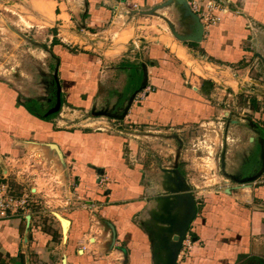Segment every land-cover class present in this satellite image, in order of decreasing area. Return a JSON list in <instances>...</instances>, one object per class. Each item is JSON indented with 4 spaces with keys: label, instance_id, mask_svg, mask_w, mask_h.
<instances>
[{
    "label": "crops",
    "instance_id": "1",
    "mask_svg": "<svg viewBox=\"0 0 264 264\" xmlns=\"http://www.w3.org/2000/svg\"><path fill=\"white\" fill-rule=\"evenodd\" d=\"M11 2L14 9L19 6L13 13L25 17L30 29L46 35L44 50L48 48L56 61L51 74L56 79L58 73L62 84L71 81L72 88L70 93L61 87L45 97L20 102L22 92L0 81V112L6 121L9 116L13 135L23 145L56 143L63 158L51 151L57 155L67 186L60 194L48 195L39 178L28 175L31 172L14 170L12 162L22 161L20 149L17 143L0 138V179L7 174L15 187L30 189L41 203L30 219H0V264H170V243L176 234L173 224L184 213L181 195L186 187L198 210L189 228L191 247L181 248L175 264H264V132L260 127L264 111L255 106L264 97V84L257 85L264 78L249 74L255 64L264 66L261 57L251 58L253 49L257 54L264 52V0H232L241 12H221L222 20L206 27L198 43L181 41L172 30L174 36L168 41H149L134 23L152 9H183L176 27L182 28L181 34H192L195 21L177 0ZM71 48L79 52L72 55ZM182 49L190 62L179 55ZM123 57L130 58L126 63L137 58L132 68L142 77L144 70L147 75L145 87L136 90L145 97L131 104L118 133L107 121L90 129L65 119L60 112L64 100L105 95L108 90L101 84L108 69ZM46 61L52 64V59ZM205 65L214 73L204 74ZM125 81L131 85L129 77ZM59 92L61 108L50 121L24 106L35 100L47 108L54 99L56 106ZM248 92L254 94L248 105L237 106L238 98ZM213 117L223 119L227 129L250 130L247 143L237 139L238 150L221 156L219 167L215 165L221 176L217 184L199 187L184 180L176 155L169 161L172 179L176 178L172 185L158 175L156 183L147 182L130 129L140 126L183 133L212 123ZM42 139L47 142H39Z\"/></svg>",
    "mask_w": 264,
    "mask_h": 264
},
{
    "label": "rangeland",
    "instance_id": "2",
    "mask_svg": "<svg viewBox=\"0 0 264 264\" xmlns=\"http://www.w3.org/2000/svg\"><path fill=\"white\" fill-rule=\"evenodd\" d=\"M4 1L9 2L0 1V81L9 83L13 90L22 92L19 95L20 102L33 96L45 97L49 91H55L61 87L65 88L66 93H70L68 91L72 88L71 81L66 80L63 85L57 73L56 79L60 81L57 85L54 75L51 74L54 71L56 61L55 55L49 52L48 48H46V51L44 50L46 35L30 29L27 26L28 23L25 17L19 16L17 12H12V10L17 11L19 6L14 9L11 5V0ZM229 5H231V8L234 7V11L240 10L241 12L237 4L236 6L234 4ZM147 12H149L148 15L141 16V21L134 23L140 26L139 31L149 41H155V39H159L162 42L168 41L169 38L174 36L170 29L171 23L179 33H182L180 31L181 27L176 26L177 21L180 22L182 19L181 13H185V10L178 11L177 9L163 8L152 9ZM129 14L132 15L131 12ZM22 28L29 30L24 31ZM78 50L76 51L75 48L70 49L72 55H76L79 52ZM253 51L255 53L251 58L259 56L264 60V52L261 51L260 54H257L254 49ZM185 53L187 54L186 51ZM179 55L185 60L182 54ZM187 56L188 59L185 61L190 62L187 61L190 60L188 54ZM131 57L139 58V55L131 53ZM48 59H52V64L45 62ZM121 59L116 61L117 63L114 64V67L108 69L109 72L104 78L106 82L101 84L106 90L110 91H106V94L101 97L95 96L94 99L86 97H81L82 99L78 100L72 97L66 98L60 111L61 114L67 116L65 119L69 121L73 119V123L76 121L79 124L88 125V127H91L90 129L102 127L101 121H107L113 128L111 130L114 133H118L117 129L122 128L121 126H116L120 123V116L124 113L130 98L133 95L135 98L139 95L135 86L132 85L133 83L131 82V85L127 86V81H125L128 77L132 80L130 77L132 65L138 59L135 58L132 60L133 62L129 63L125 61L130 58L123 57ZM124 64L127 65L125 68L122 67ZM118 66H121V68H118ZM205 66L207 70H205L204 74L214 73L210 66ZM125 72L127 74H124ZM249 74L253 78H259V76L264 78V66L258 67L255 64ZM258 82L257 85L259 86L264 84V80ZM253 83L256 85V82ZM261 89L263 90L264 87ZM245 94L238 98L237 106L239 104L247 106L249 97L254 96L250 92ZM135 98L132 103H134ZM45 100L48 101L46 98ZM258 102H255V106L263 107L264 111V97H261ZM229 108L232 109L231 107ZM234 111L236 112V110ZM99 116L101 117L100 119L98 118ZM231 117L238 120L236 114H232ZM8 119L9 121H6V115L0 112V138L5 142L17 143L20 149L19 157L22 158V161L12 162L11 166L20 174L26 173L27 175L31 172V174H28L31 178H39L40 186L49 192L48 195L60 194L67 186L65 185L63 170L57 160V155L43 144L34 146L32 144L23 145L18 142V137H15L13 135L14 131L10 129L9 116ZM209 121L212 123L192 130H186L183 133L172 131L166 133L164 132L165 130L161 133L155 129L140 126H134V128H138L137 131L130 129L131 134L129 137L135 140V147L138 148L137 156L141 158L147 170V182L156 183L158 175V178L165 180V184L167 181L168 185H172L176 178L172 179V162L169 161L173 155H176L180 157V163L185 175L184 180L189 179L195 185H199V187L217 184L221 177L219 172H217L221 156L232 155L234 150H238L235 142L237 139L243 140L244 144H246L250 130L246 128L227 129L223 119L220 118L213 117ZM260 127L262 129V125ZM228 135H230V138L226 140L225 137ZM12 138L16 140L13 141ZM33 140L36 139L33 138ZM39 142L47 141L42 139ZM129 152V149H127V153ZM163 164L165 167L162 169ZM215 165L218 167L215 168ZM187 190L188 188L186 187L185 191ZM60 217L63 218L62 216ZM52 220L54 223H58L57 220Z\"/></svg>",
    "mask_w": 264,
    "mask_h": 264
},
{
    "label": "built area",
    "instance_id": "3",
    "mask_svg": "<svg viewBox=\"0 0 264 264\" xmlns=\"http://www.w3.org/2000/svg\"><path fill=\"white\" fill-rule=\"evenodd\" d=\"M121 3L127 0H119ZM188 5L192 12L196 13L204 27L219 23L222 17L219 15L221 12H230L239 14L240 10L233 11L230 9L233 4L231 0H187ZM232 11V12H231ZM145 97V94L136 96L135 101ZM121 123V122H120ZM119 123V124H120ZM117 124V125H119ZM121 125H119L120 127ZM120 129V128H119ZM137 131V127H133ZM264 132V124H262ZM36 194L30 189L19 190L10 181L9 176L6 174L0 179V219H9L12 217L30 219L36 206L41 205ZM192 238L189 231L183 240L182 248L190 249Z\"/></svg>",
    "mask_w": 264,
    "mask_h": 264
},
{
    "label": "water",
    "instance_id": "4",
    "mask_svg": "<svg viewBox=\"0 0 264 264\" xmlns=\"http://www.w3.org/2000/svg\"><path fill=\"white\" fill-rule=\"evenodd\" d=\"M177 1L181 5L184 6V8L186 9L187 15L193 17V19L195 21V27H194V32L192 34H181L175 29V27L171 23L170 27H171L173 34L178 39H180L181 41H192V42H196V43L201 42L203 40L204 33H205L204 24L201 22L199 16L196 13L191 11L187 0H177ZM146 75H147V73L144 70V78H143L144 81L142 83L143 85H145ZM58 94H59L58 98H57L58 102H57L56 106H54L52 109H50L47 114L59 111V109L61 108L62 102H61L60 92ZM134 98H135L134 95L130 98L128 106L124 110V113L120 116L121 119L125 116L127 110L131 106ZM43 145H45L49 150L56 152L58 157L60 158V160L63 158L62 151L56 143H46ZM262 151L264 153V139H263ZM98 171L100 174H103V170L99 169ZM181 198L183 199L182 203L184 206V213L181 216L180 220H178L176 223L173 224V228H174L176 234L173 236V242L170 243V249L172 251L171 258H170V264H175L176 259L179 255V252L182 248L183 240L186 237V234H187L193 220L195 219V217L197 215V210H198L194 195L190 191L189 188L187 191L182 193Z\"/></svg>",
    "mask_w": 264,
    "mask_h": 264
},
{
    "label": "trees",
    "instance_id": "5",
    "mask_svg": "<svg viewBox=\"0 0 264 264\" xmlns=\"http://www.w3.org/2000/svg\"><path fill=\"white\" fill-rule=\"evenodd\" d=\"M130 77L132 78V80H131V82L133 83L132 85L135 86L136 90H140V89H143L145 87V85L142 84L144 76L142 77V75L138 74V71H137L135 66L132 68ZM55 100L56 99H54L53 103H50L49 107H47V108L40 107L39 103L36 102L35 100H33L29 103H25L24 106L34 116H36L42 120H45V121H50L51 119L56 117L59 113V111H56V112L47 114L48 111L54 107V105L56 103Z\"/></svg>",
    "mask_w": 264,
    "mask_h": 264
},
{
    "label": "bare ground",
    "instance_id": "6",
    "mask_svg": "<svg viewBox=\"0 0 264 264\" xmlns=\"http://www.w3.org/2000/svg\"><path fill=\"white\" fill-rule=\"evenodd\" d=\"M175 47V46H174ZM177 47V46H176ZM179 54H182V56L185 58V60L186 59H188V56H187V54L185 53V50H179ZM187 61H189V60H187ZM64 224H66L65 222H64ZM66 226V225H65Z\"/></svg>",
    "mask_w": 264,
    "mask_h": 264
},
{
    "label": "flooded vegetation",
    "instance_id": "7",
    "mask_svg": "<svg viewBox=\"0 0 264 264\" xmlns=\"http://www.w3.org/2000/svg\"><path fill=\"white\" fill-rule=\"evenodd\" d=\"M263 131V130H262Z\"/></svg>",
    "mask_w": 264,
    "mask_h": 264
}]
</instances>
